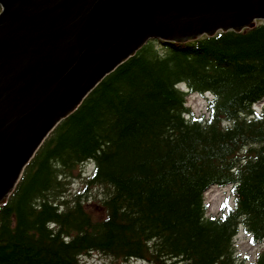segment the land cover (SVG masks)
I'll use <instances>...</instances> for the list:
<instances>
[{"label": "trees", "instance_id": "1", "mask_svg": "<svg viewBox=\"0 0 264 264\" xmlns=\"http://www.w3.org/2000/svg\"><path fill=\"white\" fill-rule=\"evenodd\" d=\"M181 82L212 94L204 122L185 119ZM261 98L263 21L193 42L148 41L25 168L0 206V264H79L90 251L156 264H264V112L251 109ZM88 158L96 161L89 182L106 190L97 219L85 196L65 198L63 176ZM214 184L233 187L234 206L219 219L204 217ZM240 223L261 245L250 263L233 253Z\"/></svg>", "mask_w": 264, "mask_h": 264}, {"label": "water", "instance_id": "2", "mask_svg": "<svg viewBox=\"0 0 264 264\" xmlns=\"http://www.w3.org/2000/svg\"><path fill=\"white\" fill-rule=\"evenodd\" d=\"M0 205L44 138L148 40L264 20V0H0Z\"/></svg>", "mask_w": 264, "mask_h": 264}, {"label": "rangeland", "instance_id": "3", "mask_svg": "<svg viewBox=\"0 0 264 264\" xmlns=\"http://www.w3.org/2000/svg\"><path fill=\"white\" fill-rule=\"evenodd\" d=\"M186 104L194 112V114L198 115L199 113L204 111L207 102L201 95L189 93L186 95ZM259 106L260 105H258V107ZM92 171V163H88L86 165H83L82 167H79V169L75 171V174L78 175L71 178L72 180L69 185V192L72 195H75L77 192L86 194L88 199V201H85L87 203L86 208L91 213V215L97 219L104 216L101 196H105L106 190L102 195L104 189L95 187L93 185H88L89 188H87L85 191L87 182L86 178L91 175ZM205 202H208V207L206 209L207 216H209L210 214L219 215L222 203L226 202L227 204H232L233 197L228 187L212 186L205 192ZM251 242V239L245 235L242 227H239V230L234 238L235 252H237L241 256V258L249 257V261L253 260L255 253L260 248L259 244L254 245ZM172 261L174 260H171L170 262ZM79 262L80 264H149L148 262L140 259L115 258L112 256L103 255L98 252L82 255L79 258Z\"/></svg>", "mask_w": 264, "mask_h": 264}, {"label": "bare ground", "instance_id": "4", "mask_svg": "<svg viewBox=\"0 0 264 264\" xmlns=\"http://www.w3.org/2000/svg\"><path fill=\"white\" fill-rule=\"evenodd\" d=\"M254 103H252L251 105H253ZM251 113V112H250ZM257 130V129H256ZM48 138V137H47ZM241 142V141H240ZM237 144V143H236ZM41 146V145H40ZM40 146L35 150V152H34V154H33V156H32V158H31V160L33 159V157L35 156V154H36V152L38 151V149L40 148ZM30 160V161H31ZM30 163V162H29ZM88 163H92L93 164V168L94 167H96V161L94 160V159H92V158H88V159H86V160H84L83 162H81V163H79V164H77V166L75 167V169H74V173H73V175H68V176H63V179H65L66 180V195H65V198H67L69 201H72V200H74V198L76 197V196H78V195H82L83 197L85 196V200L86 201H88V199H87V196H86V194H81L80 192H77L75 195H72V194H70V192H69V190H70V187H69V185H70V182H71V178L72 177H74V176H76V175H78V174H75V171L77 170V169H79V167H82L83 165H86V164H88ZM77 173V172H76ZM92 175H93V173H91V175L89 176V177H87L86 179H87V182H86V188H85V191H86V189L87 188H89V186L88 185H93V186H95V187H100V188H102V189H104L102 186H100V185H95V184H92V183H90L89 182V180H90V178L92 177ZM62 177V175H60L59 176V179ZM84 179V178H83ZM62 184V183H61ZM210 188V186L205 190V192L208 190ZM110 189V188H109ZM105 190V189H104ZM113 190V189H112ZM205 192H204V202H205ZM103 193H104V191L102 192V195H103ZM115 193V192H114ZM113 197V196H112ZM42 199V198H41ZM103 199V197L101 196V200ZM83 200V199H82ZM98 200V199H97ZM53 201V200H52ZM86 203V202H85ZM87 206V203H86V205H85V207ZM69 207V206H68ZM67 207V208H68ZM87 209V208H86ZM87 211H88V209H87ZM103 212L105 213V209L103 208ZM104 217V216H103ZM204 217L206 218V217H209V216H207L206 215V208H205V210H204ZM237 227H238V225H237ZM86 232V231H85ZM78 234V233H77ZM233 237H234V235L232 236V239H233ZM250 239H251V241L253 242V240H252V237L250 236ZM94 249V248H93ZM102 253V252H101ZM103 255H106V254H104V253H102ZM106 256H108V255H106ZM145 262H148L149 264H156V262L155 261H151V260H144Z\"/></svg>", "mask_w": 264, "mask_h": 264}]
</instances>
